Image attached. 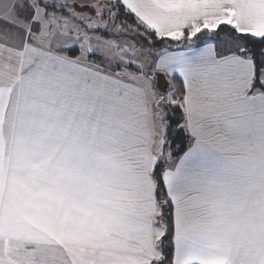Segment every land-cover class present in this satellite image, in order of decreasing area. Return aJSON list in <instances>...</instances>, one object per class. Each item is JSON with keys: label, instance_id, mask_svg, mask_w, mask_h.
Listing matches in <instances>:
<instances>
[{"label": "crops", "instance_id": "crops-1", "mask_svg": "<svg viewBox=\"0 0 264 264\" xmlns=\"http://www.w3.org/2000/svg\"><path fill=\"white\" fill-rule=\"evenodd\" d=\"M30 2L0 0V117L7 141L0 173V264H159L157 241L164 230L155 222L159 208L151 174L158 160L152 84L117 75L97 55L68 54L69 44L42 39V29L29 34ZM123 2L139 23L161 35L187 32L197 21L223 15L240 31L264 33V0ZM230 58L240 70L220 76L239 82L234 70L240 74L242 66L249 74L244 100L218 110L236 129L223 183L202 191L192 182L200 180L194 175L199 170L188 163L180 176L162 175L168 198L180 201L185 227L191 226L174 247L173 264H264V89L251 81L249 58ZM45 63L94 83L107 101L104 111L78 108L70 94L59 95L54 105L38 97L39 86L27 77ZM168 74L183 80L182 122L195 125L208 114H200V102L191 99L212 88V80L198 72L189 78ZM236 87L229 83L225 90L232 94ZM216 102L209 99L208 112ZM52 107L59 119L50 117ZM180 164L165 166L163 173H175Z\"/></svg>", "mask_w": 264, "mask_h": 264}, {"label": "rangeland", "instance_id": "rangeland-1", "mask_svg": "<svg viewBox=\"0 0 264 264\" xmlns=\"http://www.w3.org/2000/svg\"><path fill=\"white\" fill-rule=\"evenodd\" d=\"M25 1H31L30 3H32L31 5L27 4L25 9L27 12H29V8L36 7L45 8L48 12L53 13L52 16H47V19L44 20L45 23L41 30L42 39L46 35L50 41H58L62 45L76 43L80 46L78 48L80 54L85 55L89 51L97 53L96 55L103 59L105 67L109 69L112 67V72H117V75L125 76L139 83L146 82V86L148 84L150 88L152 84L153 98L150 99V113L153 123V152L156 153L158 160L164 157L166 166L174 167L177 163H181V157H171L168 149L164 150L161 156V143L164 138V129L159 126V118L163 115L158 117L157 120L155 103L158 99L163 100L161 92L164 93L166 99L164 98L165 101L160 102V105H163V102L171 101V93L164 86L166 82L171 88L173 86L170 84L171 75L168 72L174 71L181 75H186L188 78L194 72L202 73L204 76L209 75L208 77L212 80L213 87L208 88L207 91L201 90L198 96H192L193 98L191 99V102H200L198 112L203 115L209 113L208 101L211 98L217 100L212 110L218 111L224 108L227 102L230 105L238 104L247 95V92L245 93V86L247 85L245 78L249 74L248 68L247 66H242L239 74L237 71L240 70V64L231 65L233 58L230 57L233 55L243 58L247 57L252 62L251 54L239 51L242 42L229 34L220 36L225 39L226 42L224 44H221L213 34L206 35L200 42L193 41L194 37L188 39L187 36L181 37L180 39H173L182 42L174 48L163 47L157 50L154 56H152L148 51L144 54L145 52L137 45L139 37L136 34L137 32L143 34L144 30L139 31L135 25L116 20L115 16L112 15L115 9H112L109 3L88 0L85 3L77 0ZM80 5H85L86 7H80ZM28 19L26 20L27 25L30 24L31 17ZM225 19H230L232 21L230 25L236 27L231 16L223 15L197 21L185 33L194 31L196 27H203L206 23L219 24L221 20ZM50 26L53 29L50 30ZM204 31H208L207 28ZM210 45L212 48L209 47ZM221 57H229L227 67L228 69L234 68L237 70H234V76H240L239 82L229 81L226 76H220V73L216 71V61ZM161 65L164 67L162 70L159 68ZM250 66V71L253 74L251 81L254 82V67L253 65ZM229 83L237 86L232 90V94L227 88L225 90V86L227 87ZM250 85L251 82L249 88ZM175 99L181 102L180 95H176ZM164 122L162 121L163 125ZM162 127L164 128V126ZM191 141L192 137L189 136V143ZM187 163L188 165L191 164L190 162Z\"/></svg>", "mask_w": 264, "mask_h": 264}, {"label": "snow or ice", "instance_id": "snow-or-ice-1", "mask_svg": "<svg viewBox=\"0 0 264 264\" xmlns=\"http://www.w3.org/2000/svg\"><path fill=\"white\" fill-rule=\"evenodd\" d=\"M80 7H86L85 5H80ZM120 9H124L126 4L121 0L119 5ZM117 12H113L112 15H117ZM29 15L31 17L30 28L27 30L29 34H35L37 31L41 30L45 21L43 18L45 16H52L53 13L48 12L45 8H29ZM102 15V14H101ZM127 15L133 16L134 13L129 10ZM232 21L230 19L221 20L219 24L217 23H206L203 27H196L194 31L190 33L185 32H171L166 31L164 35H161L158 29L153 28L152 31L156 33V39L163 41L164 39H180L181 37L187 36L191 39L197 36L198 33H203L204 29L207 28L209 33L216 34L217 40L221 44L226 41L224 38L219 36L220 32L224 31V25H230ZM151 43V40L149 41ZM203 43V42H202ZM264 43V41H262ZM69 52H76L80 47L76 43H72L64 46ZM209 47H212L211 45ZM239 51L243 53L249 52V49L244 47L240 48ZM97 53L89 51L88 56L96 55ZM131 62V61H130ZM229 62V57H221L216 61V71L217 72H228L229 69L227 64ZM252 63L254 65V84L258 89H264V49L261 50L260 56L257 58L255 54L252 55ZM28 82L30 85H38L39 91L36 95L40 98H48L50 102L54 105L55 98L59 95H72L75 98V103L79 108L81 105L87 108L89 105L92 107L99 106L100 112L102 113L107 106L106 99L99 93L94 91L95 85L89 84L87 78L81 79L79 76H73L70 73L64 72L60 68H53L47 63L41 65L36 70L28 74ZM168 88V92L171 93L172 88L166 82L164 85ZM4 99V90L0 89V102ZM251 99V98H250ZM174 108L179 110L187 111L186 109H181V105L178 103H173L168 101ZM5 109L7 105H4ZM50 117L53 120L59 119L61 113L52 107L49 109ZM51 131L56 132L57 128L53 127ZM165 132L171 133L175 132L176 136L171 137V139H165L164 144L169 147V154L173 151H179L184 149L183 155L181 156V164L178 165L175 173H168L167 171L163 173L164 176L176 175L180 176L182 173V165L190 162L192 168L198 169V172H194L195 176L200 177V180L192 181L201 187L202 191H208L209 187L218 183H223L227 171L232 166L233 160L229 155V147L236 143V129L233 123L227 119L222 113L210 110L208 115L196 121L195 125L191 122L185 124L182 122V118L179 116L169 115L168 124L165 128ZM191 136L192 141L189 143L188 147H185V142H181L175 146L173 149L172 141L176 139L177 136ZM7 141L4 137L3 129V118L0 117V173L4 170V147ZM158 167V165H157ZM170 190V189H169ZM171 201V207L173 208V246L178 248L180 241L183 237L191 233V226L185 227L182 220V208L180 206V201L174 199L173 196H169V200L164 203L168 204ZM165 234L167 236L168 230L167 225H165ZM173 255L172 249H169L167 254L162 257L160 264H163V260L168 259ZM215 264H222V262H215Z\"/></svg>", "mask_w": 264, "mask_h": 264}, {"label": "trees", "instance_id": "trees-1", "mask_svg": "<svg viewBox=\"0 0 264 264\" xmlns=\"http://www.w3.org/2000/svg\"><path fill=\"white\" fill-rule=\"evenodd\" d=\"M107 3H109L110 7L112 9H115V12L118 13L117 15H115L116 20L125 21L131 25H135L137 30L139 31L144 30L143 34L139 32H137L136 34L139 37V40L137 41V45H139V48H141V50L145 52L144 54H146L148 51L151 53L152 56H154L156 51L160 50L163 47L174 48L181 44L182 41H179V40H173V39H164L163 41L157 40L156 33H154L151 29L147 28L145 25L139 23L134 15L133 16L127 15L128 11H126L125 8L120 9L119 7L120 2L118 0L107 2ZM223 27H224V31L220 32L219 36L223 34H229L237 38L239 41L242 42L243 48L246 47L249 49L248 53L251 54V59H252L253 54H255L257 58L260 56L261 50L264 49V43H262V41H264V33L260 35H255V34H252L246 31H240L237 28L232 27L231 25H224ZM209 34H212V33H209V31H203V33H198L197 36H194L193 41L200 42L203 37ZM213 35L216 36V34H213ZM150 40H151V43H149ZM71 53L73 52L68 51V54H71ZM170 81H171L170 84L173 85L170 99L173 103L180 104L179 101H176L175 96L183 94L184 92L183 80L181 79V77L177 75H172ZM161 94H162L163 100L158 99L157 102L155 103V108L157 111V115H156L157 120H158V117L163 115L162 117L159 118V126L162 129H164V138L161 143V156H162L164 153V150L166 149L169 150V147L164 144L165 139L166 138L171 139V137L176 136L175 132H171L167 134L165 132V128L168 124L169 115L174 114L175 116H179L182 118V121H183L184 113H183V110L174 108L171 104L168 103V101L163 102L164 104L160 105V102L165 101L166 99V96L164 97V93L161 92ZM181 109H182V106H181ZM162 121L163 122L165 121L164 125L162 124ZM162 126H164V128ZM181 140L185 142V147H188L189 136L186 137V136L181 135V136H177L176 139L172 141L173 149L175 148L176 145H178L181 142ZM183 152H184V149H180L179 151H173L171 153V157L177 158L181 156ZM165 164H166V160L164 159V157H161L155 163V165L152 168V172H151L152 178L155 182V195H156L157 205L159 208V212L156 215L155 222L159 224L164 230L163 235L157 241V248L160 252L159 264H160L162 257H164L167 254L169 249H172V251L174 250V246L172 243L173 208L170 206L171 205L170 201L168 204L164 203L165 201L169 200L164 183H163V179H162V174L166 166ZM165 225H167V230H168L167 236L165 234ZM172 259H173V255L169 257L168 259L163 260V264H173Z\"/></svg>", "mask_w": 264, "mask_h": 264}, {"label": "built area", "instance_id": "built-area-1", "mask_svg": "<svg viewBox=\"0 0 264 264\" xmlns=\"http://www.w3.org/2000/svg\"><path fill=\"white\" fill-rule=\"evenodd\" d=\"M102 63H103V60H102Z\"/></svg>", "mask_w": 264, "mask_h": 264}]
</instances>
